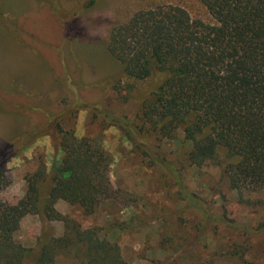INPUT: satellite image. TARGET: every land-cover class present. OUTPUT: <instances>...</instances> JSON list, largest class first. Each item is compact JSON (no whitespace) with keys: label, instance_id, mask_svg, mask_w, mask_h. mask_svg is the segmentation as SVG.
Segmentation results:
<instances>
[{"label":"rangeland","instance_id":"1","mask_svg":"<svg viewBox=\"0 0 264 264\" xmlns=\"http://www.w3.org/2000/svg\"><path fill=\"white\" fill-rule=\"evenodd\" d=\"M158 6L182 8L192 20L211 24L200 0H0V153L7 157L0 179L3 203L15 205L24 196V179L40 162L50 168L59 159L52 118L75 98L127 117L137 112L127 86L143 94L146 85L123 77L107 51L108 38L136 12ZM67 26L76 31L74 38L64 35ZM105 81L113 85L102 88ZM60 125L74 130L77 139L100 137L113 160L110 181L129 195L121 204L101 203L88 217L62 202L69 206L62 215L81 230L97 229L100 240L117 245L124 264H232L230 253L236 250L246 264H264V190L239 195L213 165L189 167L188 147L180 146L178 133L175 141L162 142L160 153L176 164L188 192L206 206V212L184 210L170 179L142 162L115 128L84 111ZM13 185L18 190L9 192ZM50 228L56 237L63 234L59 222ZM39 233V219L26 216L14 239L32 248Z\"/></svg>","mask_w":264,"mask_h":264},{"label":"trees","instance_id":"2","mask_svg":"<svg viewBox=\"0 0 264 264\" xmlns=\"http://www.w3.org/2000/svg\"><path fill=\"white\" fill-rule=\"evenodd\" d=\"M200 2L211 24L192 20L182 8L158 6L136 12L111 31L110 58L125 79L146 85L143 94L127 86L137 112L127 117L101 103L90 105L75 98L52 118L61 156L50 168L40 162L25 177V194L15 205L0 200V264H58L60 260L124 264L117 245L100 240L97 229L81 230L55 209L61 201L88 217L101 203L121 204L129 197L110 181L113 160L100 137L77 139L74 130L60 125L68 115L81 111L99 118L104 127L115 128L142 162L169 178L175 196L185 203L184 210L206 212V206L188 192L176 164L160 153L162 142L175 141L178 133L180 146L188 147L189 167L213 165L229 190L239 195L264 190V0ZM64 32L70 39L76 33L71 26ZM110 85L111 81L101 84L102 88ZM6 161L3 151L0 179ZM26 216L40 221L32 248L14 239ZM52 222L63 225L60 237L51 230ZM243 256L240 250L232 251L230 262L246 264Z\"/></svg>","mask_w":264,"mask_h":264},{"label":"crops","instance_id":"3","mask_svg":"<svg viewBox=\"0 0 264 264\" xmlns=\"http://www.w3.org/2000/svg\"><path fill=\"white\" fill-rule=\"evenodd\" d=\"M69 206H67L66 204L62 203V202H58L56 205H55V209L56 211L60 212L61 214H64L66 211H64V208L67 210L69 209L68 208ZM62 209V210H60Z\"/></svg>","mask_w":264,"mask_h":264},{"label":"clouds","instance_id":"4","mask_svg":"<svg viewBox=\"0 0 264 264\" xmlns=\"http://www.w3.org/2000/svg\"><path fill=\"white\" fill-rule=\"evenodd\" d=\"M19 185H13L8 191L9 192H15L18 190Z\"/></svg>","mask_w":264,"mask_h":264}]
</instances>
